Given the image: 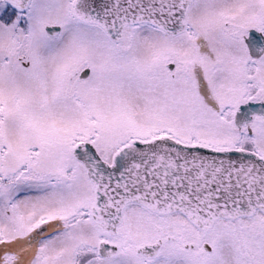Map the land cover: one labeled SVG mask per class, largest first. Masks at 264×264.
I'll use <instances>...</instances> for the list:
<instances>
[{
    "label": "snow or ice",
    "instance_id": "snow-or-ice-1",
    "mask_svg": "<svg viewBox=\"0 0 264 264\" xmlns=\"http://www.w3.org/2000/svg\"><path fill=\"white\" fill-rule=\"evenodd\" d=\"M0 264H264V0H0Z\"/></svg>",
    "mask_w": 264,
    "mask_h": 264
}]
</instances>
